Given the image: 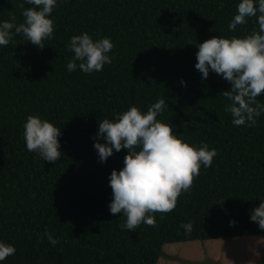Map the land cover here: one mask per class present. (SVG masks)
<instances>
[{"label":"trees","instance_id":"obj_1","mask_svg":"<svg viewBox=\"0 0 264 264\" xmlns=\"http://www.w3.org/2000/svg\"><path fill=\"white\" fill-rule=\"evenodd\" d=\"M238 3L58 0L44 48L22 34L0 47V240L16 248L3 264H158L168 243L264 235V226L250 219L264 200V113L254 126L233 125L223 95L231 84L213 72L202 78L195 68L199 43L259 30L257 17L229 30ZM21 4L0 0V21L14 16L23 23ZM83 32L114 44L112 63L102 71H67L70 38ZM160 98L168 107L157 119L217 155L171 212L154 213L155 225L129 231L121 227L126 217L108 207V178L124 166L127 150L101 163L93 137L100 120L133 105L146 111ZM257 101L264 104V92ZM30 114L61 128L57 162L27 150ZM189 222L191 230L181 227Z\"/></svg>","mask_w":264,"mask_h":264},{"label":"clouds","instance_id":"obj_2","mask_svg":"<svg viewBox=\"0 0 264 264\" xmlns=\"http://www.w3.org/2000/svg\"><path fill=\"white\" fill-rule=\"evenodd\" d=\"M26 3L32 7L26 8ZM57 4L58 0H24L23 23L17 25L14 16L0 21V47L7 46L14 34H22L31 44L44 48L43 41L53 38L52 13ZM248 17H257L258 31L243 37L213 36L199 43L195 68L202 78L213 72L231 84V90L223 91L231 101L225 111L231 113L233 125L251 127L264 113V104L257 101L264 92V0H239L229 30L235 32ZM68 47L74 53L67 64L68 72L77 67L84 73L99 72L112 63L109 53L114 44L109 37L94 40L83 32L73 35ZM166 107L164 98L146 111L133 105L112 119L100 120L94 134L93 147L101 163L107 162L114 151L127 150L124 166L113 169L108 178L112 189L109 211L126 217L122 229L132 231L141 223L155 225L152 214L171 212L181 193L191 188L201 166L210 167L217 155L216 149L189 143L171 124L157 119ZM23 135L29 152L37 153L44 161L60 160L62 131L54 122L30 114ZM250 219L264 226V200L251 210ZM181 227L191 230L192 225L182 223ZM46 236L53 246L58 243L50 233ZM15 253L13 244L0 240V264Z\"/></svg>","mask_w":264,"mask_h":264},{"label":"rangeland","instance_id":"obj_3","mask_svg":"<svg viewBox=\"0 0 264 264\" xmlns=\"http://www.w3.org/2000/svg\"><path fill=\"white\" fill-rule=\"evenodd\" d=\"M264 235L168 243L158 264H259Z\"/></svg>","mask_w":264,"mask_h":264}]
</instances>
